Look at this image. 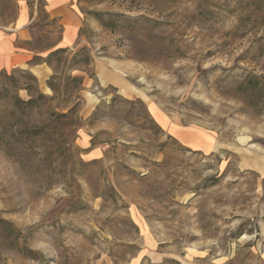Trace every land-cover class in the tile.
I'll use <instances>...</instances> for the list:
<instances>
[{
  "label": "rangeland",
  "instance_id": "1",
  "mask_svg": "<svg viewBox=\"0 0 264 264\" xmlns=\"http://www.w3.org/2000/svg\"><path fill=\"white\" fill-rule=\"evenodd\" d=\"M72 4L62 48L43 0H0V28L29 22L1 71L22 88L0 77V264H264V0ZM24 87L54 98L18 115Z\"/></svg>",
  "mask_w": 264,
  "mask_h": 264
},
{
  "label": "crops",
  "instance_id": "2",
  "mask_svg": "<svg viewBox=\"0 0 264 264\" xmlns=\"http://www.w3.org/2000/svg\"><path fill=\"white\" fill-rule=\"evenodd\" d=\"M44 8L50 19H56L61 28V37L57 47H71L78 39L81 26L79 14L72 4L74 0H43ZM28 18L24 12L15 27L0 28V71L22 67L28 63V53L17 45L19 39H28Z\"/></svg>",
  "mask_w": 264,
  "mask_h": 264
},
{
  "label": "trees",
  "instance_id": "3",
  "mask_svg": "<svg viewBox=\"0 0 264 264\" xmlns=\"http://www.w3.org/2000/svg\"><path fill=\"white\" fill-rule=\"evenodd\" d=\"M4 76L8 82H11L13 84L14 88L19 89L22 88L18 82L13 78V75H7L5 72L0 71V77ZM73 79L77 82V84L81 83V78L78 76L73 77ZM28 92L30 91L28 87H24ZM29 97L27 99H23L17 94H11L9 97L10 99V105L15 108V112H17L18 115L22 114L26 109H31L34 107H44L48 102L53 100V95L51 96H46L42 94L40 91H36L35 94H31L29 92ZM73 106L68 108L66 112H63L62 110L60 112L56 113V118L59 121H63L65 119H69L71 117L72 111H73Z\"/></svg>",
  "mask_w": 264,
  "mask_h": 264
}]
</instances>
